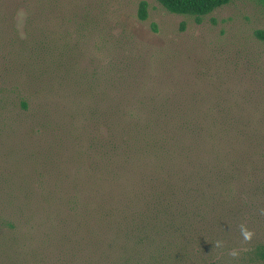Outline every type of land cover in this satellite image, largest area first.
Returning a JSON list of instances; mask_svg holds the SVG:
<instances>
[{
    "label": "rangeland",
    "instance_id": "obj_1",
    "mask_svg": "<svg viewBox=\"0 0 264 264\" xmlns=\"http://www.w3.org/2000/svg\"><path fill=\"white\" fill-rule=\"evenodd\" d=\"M260 31L264 0H0V264H264ZM135 121L183 163L136 157ZM174 121L232 122L222 157ZM225 157L249 179L184 177Z\"/></svg>",
    "mask_w": 264,
    "mask_h": 264
},
{
    "label": "trees",
    "instance_id": "obj_2",
    "mask_svg": "<svg viewBox=\"0 0 264 264\" xmlns=\"http://www.w3.org/2000/svg\"><path fill=\"white\" fill-rule=\"evenodd\" d=\"M163 7L166 8L170 13L177 15H184L196 18L198 23L202 22V19L216 10L229 5L232 0H157ZM139 18L142 21L148 19V5L143 2L140 6ZM257 37L264 41V31L257 33ZM152 122V121H151ZM148 121H135L132 126V133L136 134L135 141L144 144L138 151L134 152V155L139 158V155L143 158L146 156L155 157V167L160 169H166V166L175 164V161L179 160L180 163L186 159L185 150L182 147L181 139L179 142L173 141L170 144L161 135H157V128L154 127L153 123ZM170 125L173 122L168 121ZM175 122V121H174ZM129 122H127L128 124ZM232 122H220V121H202V122H175V124L185 133L190 132L191 135L198 138L202 144L208 143L212 145L218 154V158L222 157L223 143L228 140L229 126ZM223 133V134H222ZM248 134H244V138ZM253 135V134H251ZM204 142V143H203ZM231 150H235L233 147ZM185 158V159H184ZM219 162L225 164V169L218 172H210L208 167L203 164L199 166L195 164L189 173L184 174V177L188 179L200 180L203 185H209L210 182L219 181L222 184H228L230 180L237 178L249 179L247 165L240 166L235 163H229V161L219 160ZM192 165L190 164V167ZM175 177L174 174L170 175ZM262 258L264 259V250H262Z\"/></svg>",
    "mask_w": 264,
    "mask_h": 264
},
{
    "label": "clouds",
    "instance_id": "obj_3",
    "mask_svg": "<svg viewBox=\"0 0 264 264\" xmlns=\"http://www.w3.org/2000/svg\"><path fill=\"white\" fill-rule=\"evenodd\" d=\"M240 232L242 237L244 238V240H251L253 233L244 225H241L240 227ZM221 246V242H217L216 247H220ZM231 255L235 256L237 255V253L235 251H233L231 253Z\"/></svg>",
    "mask_w": 264,
    "mask_h": 264
}]
</instances>
